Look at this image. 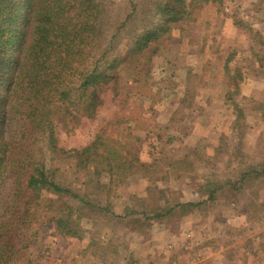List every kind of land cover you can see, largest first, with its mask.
<instances>
[{
  "label": "rangeland",
  "instance_id": "obj_1",
  "mask_svg": "<svg viewBox=\"0 0 264 264\" xmlns=\"http://www.w3.org/2000/svg\"><path fill=\"white\" fill-rule=\"evenodd\" d=\"M104 1L102 49L124 59L119 93L104 94L94 119L61 129L59 145L98 137L130 154L134 169L97 176L94 163L81 170L44 149L76 197L44 192L43 207H67L81 237L39 221L36 245L16 264H264V0L193 2L184 30L138 64L127 59L133 37L161 22L167 0Z\"/></svg>",
  "mask_w": 264,
  "mask_h": 264
},
{
  "label": "trees",
  "instance_id": "obj_2",
  "mask_svg": "<svg viewBox=\"0 0 264 264\" xmlns=\"http://www.w3.org/2000/svg\"><path fill=\"white\" fill-rule=\"evenodd\" d=\"M197 1L213 0L159 5L161 22L134 35L127 59L138 64L152 45L171 39L175 29L183 31L192 16L188 9ZM104 11V0H0V264H16L21 253L36 245L39 221L54 225L64 237H81L67 207L60 214L51 200L43 207L44 192L76 197L56 182L44 149L56 158L76 159L81 170L94 163L97 176H126L134 169L130 154L98 137L81 149L66 151L59 145L61 129L94 119L104 94L110 89L119 93L124 59L102 49ZM225 70L229 72L228 65ZM232 82L238 92V79ZM235 109L237 127L244 113ZM125 122L136 121L128 117ZM100 187L110 190L109 185Z\"/></svg>",
  "mask_w": 264,
  "mask_h": 264
},
{
  "label": "crops",
  "instance_id": "obj_3",
  "mask_svg": "<svg viewBox=\"0 0 264 264\" xmlns=\"http://www.w3.org/2000/svg\"><path fill=\"white\" fill-rule=\"evenodd\" d=\"M95 222V221H94ZM173 259H176V257H174Z\"/></svg>",
  "mask_w": 264,
  "mask_h": 264
}]
</instances>
